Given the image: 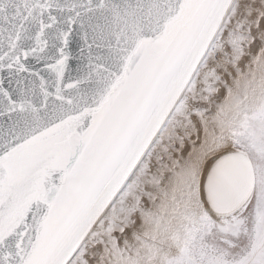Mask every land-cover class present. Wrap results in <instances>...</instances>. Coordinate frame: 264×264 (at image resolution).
Listing matches in <instances>:
<instances>
[{
    "label": "snow or ice",
    "instance_id": "snow-or-ice-1",
    "mask_svg": "<svg viewBox=\"0 0 264 264\" xmlns=\"http://www.w3.org/2000/svg\"><path fill=\"white\" fill-rule=\"evenodd\" d=\"M0 264H264V0H0Z\"/></svg>",
    "mask_w": 264,
    "mask_h": 264
}]
</instances>
